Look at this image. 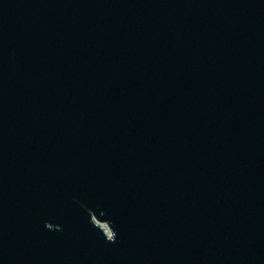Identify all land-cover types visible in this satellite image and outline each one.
I'll use <instances>...</instances> for the list:
<instances>
[{
	"label": "water",
	"instance_id": "95a60500",
	"mask_svg": "<svg viewBox=\"0 0 264 264\" xmlns=\"http://www.w3.org/2000/svg\"><path fill=\"white\" fill-rule=\"evenodd\" d=\"M0 264H264V0H0Z\"/></svg>",
	"mask_w": 264,
	"mask_h": 264
}]
</instances>
